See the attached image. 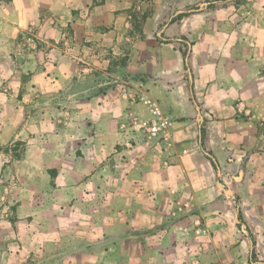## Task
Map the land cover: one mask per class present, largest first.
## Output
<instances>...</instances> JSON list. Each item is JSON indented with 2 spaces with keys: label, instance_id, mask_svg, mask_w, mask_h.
I'll list each match as a JSON object with an SVG mask.
<instances>
[{
  "label": "crops",
  "instance_id": "crops-1",
  "mask_svg": "<svg viewBox=\"0 0 264 264\" xmlns=\"http://www.w3.org/2000/svg\"><path fill=\"white\" fill-rule=\"evenodd\" d=\"M208 1L0 0V245L14 262L47 247L32 220L102 183L104 204L135 207L137 264H264V6ZM148 98L170 143L132 125L153 118ZM86 253L73 264H102Z\"/></svg>",
  "mask_w": 264,
  "mask_h": 264
},
{
  "label": "rangeland",
  "instance_id": "rangeland-1",
  "mask_svg": "<svg viewBox=\"0 0 264 264\" xmlns=\"http://www.w3.org/2000/svg\"><path fill=\"white\" fill-rule=\"evenodd\" d=\"M238 9H244L242 17H248L249 11H253L256 7L264 6L262 0H242L240 3H230ZM228 4V5H230ZM259 17L264 16L260 10ZM259 26V25H258ZM259 28V27H258ZM259 35L264 32L257 30ZM248 33V28L241 31V34ZM264 72V69H262ZM52 183L56 181L55 171L51 172ZM92 190L90 197L91 203L83 202L80 205H49L48 221H33V230L37 231L42 225H45L49 232L50 239L44 252L33 255L31 258L21 257L19 262L12 257V252L6 246L0 245V264H25V261L32 260L33 264H73L77 260L79 262L87 261V249L91 248L96 254L98 263L104 264L108 255L105 251H112V261L114 264H137L138 241L136 231L138 223L135 220V207L125 206H108L104 204L105 191L101 189ZM49 194L53 195L52 191ZM86 196H82L83 200ZM87 199V198H86ZM40 209V206L38 207ZM45 209V208H44ZM74 210V217L66 216L67 210ZM39 216V215H38ZM37 216V217H38ZM1 218V217H0ZM107 219V221H106ZM196 234L202 232V223L195 225ZM163 228V226H162ZM127 232V233H126ZM73 236V237H71ZM250 250V249H249ZM259 256L254 260H259Z\"/></svg>",
  "mask_w": 264,
  "mask_h": 264
},
{
  "label": "trees",
  "instance_id": "trees-1",
  "mask_svg": "<svg viewBox=\"0 0 264 264\" xmlns=\"http://www.w3.org/2000/svg\"><path fill=\"white\" fill-rule=\"evenodd\" d=\"M242 0H210L207 2V4L205 5V7L209 8V9H213L215 7H217L218 5H227L229 4V2H236V3H240ZM193 9H197L198 7H192ZM190 13V9H187L183 12L178 13L177 15H175L172 19H171V23L174 22H178L180 21L183 17L187 16ZM182 39V43L184 45V47L182 48V52L184 57H189L190 53H189V46L187 44V37L183 36L181 37ZM205 134H206V127H205V123L202 125L201 131H200V143H201V147L203 148L204 151H206L207 156L211 159V161L213 162L214 166L216 167V169L219 168V164L216 161V159L214 158V156L212 155L211 151H207L206 150V146H205V142H204V138H205ZM236 202L239 205L240 204V197L236 195ZM239 226H244V228L247 230V236L252 240V242L255 244V238L253 233L251 232V230L249 229V227L247 225H245V222L243 220V216L241 213H239ZM254 258H256V253L254 251L253 253Z\"/></svg>",
  "mask_w": 264,
  "mask_h": 264
},
{
  "label": "built area",
  "instance_id": "built-area-1",
  "mask_svg": "<svg viewBox=\"0 0 264 264\" xmlns=\"http://www.w3.org/2000/svg\"><path fill=\"white\" fill-rule=\"evenodd\" d=\"M150 107L153 111V118L149 121H141L138 117H134L132 120V125H140L144 132L149 138H159L168 143L171 141L170 133V119L164 112L157 106V104L151 99H147Z\"/></svg>",
  "mask_w": 264,
  "mask_h": 264
},
{
  "label": "water",
  "instance_id": "water-1",
  "mask_svg": "<svg viewBox=\"0 0 264 264\" xmlns=\"http://www.w3.org/2000/svg\"><path fill=\"white\" fill-rule=\"evenodd\" d=\"M221 183V182H220ZM231 192H232V190H230ZM237 219H238V217H237ZM239 220V219H238ZM260 263H264V261H260Z\"/></svg>",
  "mask_w": 264,
  "mask_h": 264
}]
</instances>
